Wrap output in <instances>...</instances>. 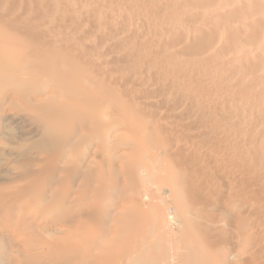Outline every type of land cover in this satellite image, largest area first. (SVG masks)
I'll return each instance as SVG.
<instances>
[{"label": "bare ground", "instance_id": "obj_1", "mask_svg": "<svg viewBox=\"0 0 264 264\" xmlns=\"http://www.w3.org/2000/svg\"><path fill=\"white\" fill-rule=\"evenodd\" d=\"M0 162V264H264V0H0Z\"/></svg>", "mask_w": 264, "mask_h": 264}, {"label": "rangeland", "instance_id": "obj_2", "mask_svg": "<svg viewBox=\"0 0 264 264\" xmlns=\"http://www.w3.org/2000/svg\"><path fill=\"white\" fill-rule=\"evenodd\" d=\"M33 130L32 128H30L29 126H27L25 123H12L10 125V127H8L4 133L2 134L3 137L6 136L12 138L15 142H21L24 141L27 136H29L28 134H30L31 130ZM11 171L2 168L1 162H0V178H8L11 177Z\"/></svg>", "mask_w": 264, "mask_h": 264}]
</instances>
